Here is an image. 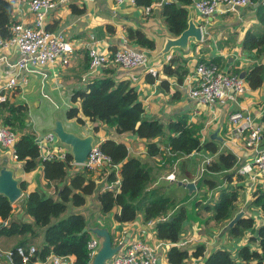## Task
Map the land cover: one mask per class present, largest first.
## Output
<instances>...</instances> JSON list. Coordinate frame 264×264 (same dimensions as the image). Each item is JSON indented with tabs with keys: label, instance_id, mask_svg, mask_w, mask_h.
I'll list each match as a JSON object with an SVG mask.
<instances>
[{
	"label": "trees",
	"instance_id": "1",
	"mask_svg": "<svg viewBox=\"0 0 264 264\" xmlns=\"http://www.w3.org/2000/svg\"><path fill=\"white\" fill-rule=\"evenodd\" d=\"M17 0H0V38L7 39L11 35L10 27L15 23L12 17L14 3ZM157 0H135V5L147 7ZM160 14L164 18L168 32L177 37L187 27L188 8L192 0H170L161 4ZM255 8V16L262 26L261 32L248 30L243 38L242 47L245 51L255 50L257 55L264 54V5L251 6ZM74 13L79 14L83 9L75 4L71 6ZM52 30L51 26H46ZM128 37L141 47L152 50L154 43L144 33L138 30H129ZM202 61V60H200ZM162 73L174 76L175 81L181 84L187 74L185 62L174 57L162 66ZM263 66L256 65L246 72L245 80L250 89H257L263 83ZM162 86L168 90V83L162 81ZM179 93L172 96L177 99ZM71 105L65 111L67 120L74 119L75 123L85 125V121L96 122L113 129L115 135L135 134L139 139H146L147 154L157 156L162 153V145L174 156H188L193 152L201 151L211 157L205 165V171L212 174H223V183L227 186L218 191L217 198L201 208L199 201L194 202V216L191 218L190 207L179 205L173 197L163 194L159 188H151L153 182L150 170L139 157L128 153L125 143L108 138L99 143L100 149L111 158L112 164L118 167V173L111 169L104 177V172L93 177L89 171L72 170V155L66 152L64 159L42 160L36 141L37 135L29 129L26 123L28 108L26 104L18 103L6 98L0 102V122L3 126L14 129L17 139L14 145L17 160L22 163L25 172L34 171L39 164L43 166V177L48 183L56 186V195H46L38 189L31 190L22 199V207L26 216L33 222L13 220L12 203L0 194V237L12 238L29 235L35 237L37 228L43 229V244L36 248V253L30 261H45L50 255L60 257L74 256V264H87V243L91 239L86 228L85 218L82 214L72 213L67 218L52 223L66 210V204L71 202L75 206L85 204L87 196L97 191L100 212L106 214L114 208V214L119 223L134 221L139 214L146 223L149 220L161 218L155 224L156 238L169 242L171 246L166 252L167 264H182L189 258L203 259V264H263L264 262V224L257 228L258 238L250 237L248 244L242 246L236 257L227 249L216 248L208 250L204 243H199L192 249L182 248L178 245L180 231L183 224L195 220L197 226L206 216V225H220L221 229L239 212L236 204L240 198L242 182L246 176L237 175L236 182L231 188L232 170L237 164L236 156L225 149H219L212 139L201 141V123H190L186 116H179L175 120L163 123L159 120H146L143 117L144 108L138 99L136 89L126 80L116 82L112 77H98L86 83L85 88H77L70 96ZM78 103V104H77ZM264 124V113L258 119ZM96 128V127H95ZM158 138L157 141L154 139ZM173 156V155H170ZM195 170L188 172L192 176ZM119 174V175H118ZM104 177L107 183L119 180L117 187L111 189L101 187L97 190V180ZM240 184H237L239 183ZM200 183V185H199ZM60 184H62L60 186ZM215 179L201 177L196 181L195 187L212 190L217 187ZM24 190V182L20 183ZM255 199L247 203V208L260 207L264 211V189L260 184L254 186ZM183 201V200H182ZM246 208V209H247ZM163 218V219H162ZM204 219V218H203ZM7 221L6 225L2 222ZM211 222V224H210ZM204 225V224H203ZM255 225L252 216L243 214L241 218L224 232L228 238H239ZM27 239L18 245L28 248ZM254 244L255 247H251ZM16 262L20 261L14 256Z\"/></svg>",
	"mask_w": 264,
	"mask_h": 264
},
{
	"label": "crops",
	"instance_id": "2",
	"mask_svg": "<svg viewBox=\"0 0 264 264\" xmlns=\"http://www.w3.org/2000/svg\"><path fill=\"white\" fill-rule=\"evenodd\" d=\"M54 1L56 2V8L47 13L45 27L50 25L52 30L62 31L66 39L72 44L73 52L70 54L68 64L61 65L57 63L44 66L42 71L46 73L45 80L41 79V75L32 73L28 75L26 85L5 91L9 100L27 105V116L30 120L26 119L28 128L34 130L37 137H42L48 132H53L57 127V123H61L63 128L67 126V132L79 137L91 136L92 144L112 138L115 141L125 143L128 153L142 160L151 172L152 184H158L161 179L166 180L168 183H179L183 179L191 181L186 176L179 179L176 164L182 158H189L190 161H193L197 152L178 157L173 168L171 165L166 164L165 159L167 156L174 154L169 152L168 148L163 145L160 147L162 149L161 154L149 156L147 154L148 142L146 139H139L135 134L117 136L112 128L101 124L99 121H85V125H79L75 123L74 119L67 120L65 118V111L71 105L70 96L72 92L77 88H85L86 85L82 80L88 68L85 44L90 38H93L99 50L112 52L119 46L121 37L129 39V30H138L153 41L154 48L152 50L146 49L129 39L130 44L146 51L151 65L157 67L159 75L153 77L144 67L121 69L110 62L102 67L96 78L109 76L116 82L128 81L136 89L138 99L142 102L144 108L143 117L146 120H159L164 123L165 121L175 120L179 116H186L190 123H201L200 135L203 136L202 131L206 130L209 135L208 139L214 138L212 140L220 150L222 147L226 148L236 156L237 164L232 170L233 184H229L234 185L237 175H242L239 172L240 168L247 163H251L253 154L244 144L247 131L242 130L241 125H232L228 120V115L233 110L242 108L248 111L255 121L261 123L258 119L264 113V54L257 55L255 50L245 51L242 47L244 35L248 30L262 31V26L255 16V8L240 7L235 11L222 15L204 17L199 15L192 6H189L188 20L191 19L195 26H201L202 37L199 40L189 37L185 46H178L172 44L176 38L168 32L165 20L160 14L162 5H157L155 2L147 13L143 7L128 3H116L114 0ZM73 4L83 9V12L74 13L71 9ZM12 17L15 22L32 24L33 14L28 9V0H17L14 3ZM1 56H5L6 61L0 60V87L8 76L17 73L16 68L8 66L7 62H15L18 52L15 47L7 49L0 47ZM174 57H179L185 62L187 69L185 77L192 73L197 62L214 63L221 69L241 75L243 78L246 72L254 66L262 65L263 83L257 89H250L245 80L246 89L244 94L238 98V103H225L216 105L213 108L199 106L188 95V80L186 78L181 84H178L174 76H166L162 73V66ZM165 79L168 83V90L162 86V81ZM36 92H39L49 101L52 109L62 107L64 109V119L61 120L56 117L55 121L50 124L51 126L48 124L43 129L37 127L36 121L32 120V116L36 119L33 114L35 104H31L27 98L29 94L36 96ZM175 92L179 93L177 99L172 98ZM157 140L158 138L154 139V141ZM57 142L59 143L56 140V144ZM62 146L66 151H69L68 145L62 144ZM261 146L264 148V133ZM2 166L12 169L13 176L19 180V185L24 182V190L21 189L23 194L20 198L23 199L27 192L34 189H38L46 195H56V186L48 183L43 177L42 164H39L34 171L27 173L23 170L22 163L13 158L9 149L0 147V167ZM72 166V173L79 170L74 163H72ZM237 168H239L238 171H236ZM172 171H176L175 181L165 178ZM91 174L93 177L97 176ZM242 176H246V183H249V175ZM101 181H103L102 185L98 187ZM105 183L103 178L97 180V190L104 187ZM237 184H240V182ZM193 189L191 190L193 191ZM251 198L255 199L254 193ZM18 200L12 203L13 207ZM250 201H247L241 210L244 211V214L254 218L255 225L247 230L244 236L228 238L220 225L205 226L200 224L203 228L202 231H199V228H196L197 222L189 220L183 224L178 245L182 248L192 249L197 244L204 243L207 247V253L208 250L222 248L229 250L236 257L237 251L248 244L250 237L258 238L257 228L259 225L264 224V211L260 207L251 206L247 208V203ZM116 212H118L117 208L111 211L110 216L113 217L115 223L109 224L104 218L106 214H101L100 210L97 209L90 216L89 224L86 226V231H88L90 237L98 239L99 246H104L106 242L109 243L111 248L115 249L114 255H117L118 253H124L129 241L140 235L144 241L157 246V256L160 262L163 263V257L166 259V252L171 244L156 238L155 226H147L142 220L141 214L132 222L119 223L114 218ZM25 239L28 241L27 245H35L31 237H23L13 244L10 243L11 238L0 237V264H7L1 256L2 252L13 249L20 241ZM250 246L255 247L254 244H250ZM34 264H49V258L45 261L38 260ZM65 264H74V256L66 257ZM182 264H203V259L189 258L183 261Z\"/></svg>",
	"mask_w": 264,
	"mask_h": 264
},
{
	"label": "built area",
	"instance_id": "3",
	"mask_svg": "<svg viewBox=\"0 0 264 264\" xmlns=\"http://www.w3.org/2000/svg\"><path fill=\"white\" fill-rule=\"evenodd\" d=\"M114 1L135 5V0ZM165 2L167 0H157L155 3L161 5ZM257 5H264V0H192V7L204 17L222 15L240 7ZM55 8L56 2L54 0H28V9L33 14L32 24L15 22L10 27V37L7 39L0 38V47L4 49L15 47L18 52L15 62H7L8 66L16 68L17 73L8 76L1 85L0 102L7 98L5 91L26 85L29 74H39L41 79L45 80L46 73L42 71V67L57 63L68 64L70 54L73 52L72 44L66 39L62 31L47 30L45 27L47 13ZM150 9L151 5L144 8L147 13ZM85 46L88 56V68L86 75L82 78L85 83L96 78L102 67L110 62L121 69L144 67L153 77L159 75L157 67L151 65L146 51L131 45L127 37H121L119 46L112 52L99 50L93 38H90ZM0 60L6 61V57L1 56ZM185 78L188 80L189 97L196 102V105L210 108L225 103H238V98L244 94L246 89V81L241 75L225 71L214 63L197 62L192 73ZM228 120L232 125H241L242 130L247 131L244 144L253 154L251 163L243 165L239 172L242 175H249L248 182L251 186L260 184L264 189V148L261 146L264 124L255 121L252 115L242 108L229 113ZM16 139L17 135L11 128L0 125V147L9 149L14 159H17L14 150ZM56 140L58 141L53 132L36 138L40 157L43 161L65 158L67 151L62 146L63 143L57 142L56 144ZM201 141L203 140L201 139ZM209 161L210 158H207L205 165ZM74 164L79 167V170H86L97 176L104 172V177H106L111 169H115L118 173V167L113 165L111 158L100 149L99 143L91 145L83 163ZM204 167L201 168L202 171L205 170ZM165 178L175 181L176 171L167 174ZM195 181L196 179L191 181L183 179L181 182L195 184ZM118 184L119 180L117 179L105 184L104 188L111 189ZM159 220L161 218L149 220L145 224L155 226ZM2 224L6 225L7 221L2 222ZM98 248V239L91 238L87 243V264H91ZM156 249L157 246L149 244L143 240V237L137 235L129 241L124 253L112 256L107 264H163L157 256ZM35 253L36 248L33 245L28 248L17 245L13 249L3 251L1 256L7 264H28L31 263L30 259ZM15 255L20 258L19 262L14 260ZM48 258L49 264H65V257L50 255Z\"/></svg>",
	"mask_w": 264,
	"mask_h": 264
},
{
	"label": "rangeland",
	"instance_id": "4",
	"mask_svg": "<svg viewBox=\"0 0 264 264\" xmlns=\"http://www.w3.org/2000/svg\"><path fill=\"white\" fill-rule=\"evenodd\" d=\"M27 96H28L27 98L30 100V103L35 104L33 107V114L36 116V119L32 116V120L36 121V126L39 127L40 129H43V127H46L48 124L49 125L52 124L55 121L56 117L60 118L61 120L64 119V109L62 107L52 109V106L50 105L49 101L46 98H44L39 92H36L37 97L34 95H30V94ZM26 119L29 120V116H27ZM166 122L167 121H165L164 123H166ZM26 123H27V121H26ZM1 125H3V124H1ZM64 128H65V126H64ZM66 128H67V126H66ZM66 128H65V130H66ZM13 131H15V130L13 129ZM80 134H84V133H80ZM202 134H203V136L200 135L202 140H204V139L207 140L209 138V135H208L206 130H203ZM216 143H217V141H216ZM221 149H226V148L222 147ZM226 150H228V149H226ZM207 158H210V156L208 157V154L204 155L201 151H199L196 153L193 161H190L189 158L179 159L177 161V164H176V167H178L177 175H178L179 179H181L183 176H186L187 179H189V180L196 179V181H198L201 177H204V176L207 178L215 179L218 183V185L215 189L207 190L205 188H198V189L194 188L195 190L193 189V191L192 190L190 191L189 188H187L185 186V183H183V182L168 183V182H166V180H162V179L160 180V182L158 184H156V185L152 184L151 188L152 189L153 188H159L162 190L164 195L169 196V197H173L174 199H176L178 201L179 205L183 204L185 206L190 207L191 208L190 209L191 218L196 219L194 216V208H193L194 202L199 201V203H200L199 207L200 208L202 206L208 204V203H212V201H214L215 198L217 197L218 191L227 186L226 183L222 182L224 180L223 174H221V173L212 174V173H207L205 170L204 171L201 170V168L204 167L205 161ZM176 160H177V157L174 155L173 156H167V158L165 159L166 164L168 166L171 165V167H173V168L175 166L174 163L176 162ZM159 163H161V162H159ZM191 167H192V170L193 169L195 170V172L193 173L192 176L189 177L188 172L191 171ZM238 170H239V168H237L236 171H238ZM68 173L70 174V173H72V171L69 170ZM196 181H195V184H196ZM102 182L103 181H101V183L98 184V187H100V185H102ZM199 185H200V183H199ZM114 186L117 187L116 185H114ZM232 186H234V185H232ZM232 186L229 185L230 188ZM239 193H240V198L238 200V203L236 204V210L238 208L239 211H241V209H243L244 206L246 205V202L250 201V199H252L251 195L253 193H255L254 186H251L249 183H246V179H245V182H242V188H241ZM21 200H22V198H20L18 200L17 204H15V206L13 207V213L11 215V219H13V220H24L26 222L32 223L33 220L29 216H26L24 213ZM97 209L100 210V205H99V202L97 199V191H95V193H93L92 195L87 196V200H86L85 204H83L81 206H75L71 202H68L66 204L65 212H63L58 218L52 219V223H55L61 219L67 218L72 213H79V214H82L84 216L86 225H88L90 218H91L90 216L93 215ZM113 210H115V208ZM110 214H111V212L106 213V216L104 217L105 220L109 224L115 223L113 217H111ZM201 218L203 220L201 222L206 226V224H205L206 223L205 222L206 216H203ZM191 221H195V220L192 219ZM210 224H211V222H210ZM200 227L201 226L196 225V228H199V231H202L203 227H201V228ZM43 229L44 228H42V227H38L37 228V234L35 235V237H32V241L35 244V245H33L34 247L40 248L42 246V244H43ZM23 237L29 238L31 236L25 235V236L12 237L10 243L13 244L14 242L21 240ZM163 263L167 264V260L164 257H163Z\"/></svg>",
	"mask_w": 264,
	"mask_h": 264
},
{
	"label": "water",
	"instance_id": "5",
	"mask_svg": "<svg viewBox=\"0 0 264 264\" xmlns=\"http://www.w3.org/2000/svg\"><path fill=\"white\" fill-rule=\"evenodd\" d=\"M189 37H194L199 40L202 37L201 26H195L191 19L187 22V27L181 32V34L172 42L173 45L185 46L188 42ZM53 133L56 135L59 142L69 146V152L72 155L73 161L76 164L83 163L92 145V137L85 136L79 137L75 134L67 132L61 123H57V127ZM90 140L85 141V139ZM180 183V182H179ZM185 186L191 189L195 188V184L185 183ZM0 194L6 196L8 200L13 203L22 196V190L19 185V180L13 176L12 169L2 166L0 167ZM244 214V211H239L235 217H233L227 225L223 228V231L230 229L239 218ZM87 229L83 228L82 232ZM115 249L111 248L109 243H105L104 246L100 245L96 254L94 255L91 264H107L110 258L114 255Z\"/></svg>",
	"mask_w": 264,
	"mask_h": 264
},
{
	"label": "bare ground",
	"instance_id": "6",
	"mask_svg": "<svg viewBox=\"0 0 264 264\" xmlns=\"http://www.w3.org/2000/svg\"><path fill=\"white\" fill-rule=\"evenodd\" d=\"M88 140H90V138L88 137V139H85V141H88Z\"/></svg>",
	"mask_w": 264,
	"mask_h": 264
}]
</instances>
